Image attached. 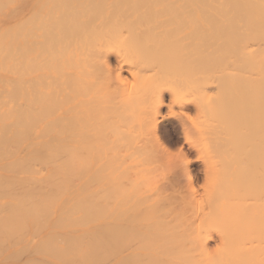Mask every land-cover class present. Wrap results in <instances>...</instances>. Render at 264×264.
<instances>
[{"label":"bare ground","instance_id":"1","mask_svg":"<svg viewBox=\"0 0 264 264\" xmlns=\"http://www.w3.org/2000/svg\"><path fill=\"white\" fill-rule=\"evenodd\" d=\"M0 166L3 264H264V0H0Z\"/></svg>","mask_w":264,"mask_h":264},{"label":"rangeland","instance_id":"2","mask_svg":"<svg viewBox=\"0 0 264 264\" xmlns=\"http://www.w3.org/2000/svg\"><path fill=\"white\" fill-rule=\"evenodd\" d=\"M23 3H20L19 5H22ZM104 42L105 41H99V43H102V45L100 44V46L101 47H103V45H105L106 44V42H105V44H104ZM92 44H95V42H91ZM96 46H99V45H96ZM102 51V50H101ZM113 57V56H112ZM112 60H111V62H112V64H111V68H114V69H116V66H117V64L115 63L116 61H115V59L114 58H111ZM112 65H113V67H112ZM95 68H97V69H95L96 71H100V70H98V67L96 66ZM168 97V95L167 94H165V100L167 101V98ZM110 99H112V97L110 98ZM112 103V102H111ZM98 105H99V103H98ZM97 108L98 109H101V107L100 106H97ZM167 108H166V106H163V107H161V112L163 113H165V112H167V110H166ZM173 116V115H172ZM179 124H178V120H177V117H170V116H168L167 117V115H166V117H164L162 120H161V122H160V127H159V129H158V138H159V141H160V143L163 145V146H165V148H167V151H169V152H171V151H173L174 153L177 151V149H178V146L183 142V140H182V137H181V132H180V129H179ZM89 139H90V137H88ZM89 139H87V142H90L91 140H89ZM94 139V138H93ZM96 139V138H95ZM182 141V142H181ZM181 146V145H180ZM96 154L97 153H99V152H97V151H94ZM172 152V153H173ZM94 153V154H95ZM89 155V154H88ZM98 155V154H97ZM96 155V156H97ZM95 156V157H96ZM94 157V156H93ZM93 157H90L89 158V156L87 157L86 156V158H88V160L91 162L94 158ZM99 156H97L95 159H94V161L96 160V164H93V165H95V166H93L92 164L90 165H88V163H89V161H88V163H87V165L89 166V169H86V171L87 170H89V172L88 173H90L92 170H93V172L92 173H90V174H88L86 171V177H85V183H84V187H85V189L84 190H86V196H90V194H88L89 193V190L88 189H92V187H91V182H93V181H97L96 179L99 177V175H101L99 178H100V180H102V172H104V171H102L101 172V170H102V167L103 166H101L100 167V164L101 165H104V164H102V159L100 160L99 158H98ZM91 158H92V160H91ZM98 159V160H97ZM87 160V159H86ZM94 161H92V162H94ZM99 161H100V163H99ZM91 162V163H92ZM99 164V165H98ZM87 166V167H88ZM90 166H93V168L92 169H90ZM99 166V167H98ZM98 167V168H97ZM190 169H191V177H192V183L195 185V184H200V182L202 181L201 179H202V177H203V167H202V164L201 163H199L198 161H194V162H192L191 164H190V167H189ZM104 169V168H103ZM160 169V168H159ZM189 169V170H190ZM91 170V171H90ZM156 171H155V174H154V176L158 173L157 171H158V168H156L155 169ZM161 170V169H160ZM97 171V172H96ZM3 172H4V170H2L1 169V166H0V173L1 174H3ZM95 172V173H94ZM99 172V173H98ZM157 172V173H156ZM160 172V171H159ZM165 171H163V173H164ZM99 175H98V174ZM105 173V172H104ZM125 173H127V172H125ZM160 173H162V171L160 172ZM159 173V174H160ZM0 174V175H1ZM94 174V178H92V175ZM129 174V173H128ZM127 174V175H128ZM159 174H158V176L156 177H154V179H158V180H160V179H162V180H160V182L158 181V183H160L161 185H162V183L161 182H163V186H165L166 184H168L166 181H168V180H166L165 179V177L163 176V175H161V177L159 176ZM87 175H89V176H87ZM95 175H97V176H95ZM91 176V177H90ZM2 178H4V175H3V177L2 176H0V181L2 182H0V207L2 208H0V211H1V213H0V218H2L1 220L2 221H0V223L1 224H4V221H3V219H4V213H3V211H4V179H2ZM90 178V179H89ZM91 178H92V180H91ZM88 179V180H87ZM95 179V180H94ZM156 179V180H157ZM3 180V181H2ZM119 180V179H118ZM201 180V181H200ZM90 181V182H89ZM194 181V182H193ZM87 182V183H86ZM101 182V181H100ZM99 182V179H98V183H100ZM166 182V183H165ZM196 182V183H195ZM95 182H93V184H92V186L93 187H95L96 185H97V187H98V183L95 185L94 184ZM164 183H165V185H164ZM87 187H89L88 189H87ZM160 187H162V186H160ZM96 195V194H95ZM3 206V207H2ZM1 224H0V245L2 246H0V253L2 252V249H3V252L0 254V260L2 259V261H3V257H1V256H4V253H5V250H4V248H3V246L5 245V243L3 242L4 241V228L5 227H3V226H1ZM3 236V238H1ZM2 241V242H1ZM1 243H3V244H1ZM2 261H0V264H3V262Z\"/></svg>","mask_w":264,"mask_h":264}]
</instances>
